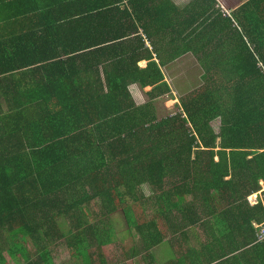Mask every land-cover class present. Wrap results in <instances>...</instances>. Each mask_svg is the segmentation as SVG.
<instances>
[{
    "label": "trees",
    "instance_id": "obj_1",
    "mask_svg": "<svg viewBox=\"0 0 264 264\" xmlns=\"http://www.w3.org/2000/svg\"><path fill=\"white\" fill-rule=\"evenodd\" d=\"M188 52L202 83L159 119ZM260 64L264 0H0V264L88 260L117 210L147 264H264Z\"/></svg>",
    "mask_w": 264,
    "mask_h": 264
},
{
    "label": "rangeland",
    "instance_id": "obj_2",
    "mask_svg": "<svg viewBox=\"0 0 264 264\" xmlns=\"http://www.w3.org/2000/svg\"><path fill=\"white\" fill-rule=\"evenodd\" d=\"M178 1H180V3L183 5L185 4L186 0ZM161 70H163L165 79L171 86L172 93L167 97L158 98L157 100H155L156 115L159 119L175 114L178 111L180 97L184 96V94L186 93H189L191 90L198 88L202 83L200 78L202 74V68L194 55L190 52L164 66L163 68H161ZM129 89L136 105H141L147 101L145 92L149 89V87L142 88L138 84H133L129 86ZM219 125V120L212 123V127L216 133L219 131ZM141 192L147 198H149L151 194L149 188L145 184L141 186ZM262 197H264V195ZM254 201L255 200L253 199V202ZM98 210V203H93L91 206L87 207V211L90 213L91 222L98 221L97 218H95V216H97L98 214ZM153 211V208L151 210L149 209L147 212V216L152 215ZM109 220H111V226L114 229L113 240L115 242L113 245H111L110 248L112 251L116 250L117 252H120L121 249L126 250L129 246V243L131 242H134L135 248L139 249L137 236L132 228L127 229L121 211L117 210L115 213L109 216ZM59 225L61 230L63 232H66L67 227L65 226V223ZM160 227L164 230L165 235L168 236L169 232L167 228L165 226ZM130 239L132 241H130ZM57 243L58 247H56V250L59 249L61 252L60 253L57 250V253L62 254L63 257L67 256L68 251L64 244L61 241ZM164 250H166V247H164V245L155 248L154 253L157 256L158 260H163V254L165 253ZM139 252L142 251L139 250ZM165 262L163 263V261H161V263L163 264H165Z\"/></svg>",
    "mask_w": 264,
    "mask_h": 264
},
{
    "label": "crops",
    "instance_id": "obj_3",
    "mask_svg": "<svg viewBox=\"0 0 264 264\" xmlns=\"http://www.w3.org/2000/svg\"><path fill=\"white\" fill-rule=\"evenodd\" d=\"M189 1L190 0H186L185 4H183V5L178 0H173V3L180 8H183L184 6H186L189 3ZM146 45L150 48L148 42H146ZM145 64H146L145 61L139 62V65L141 67L144 66ZM114 242L115 241L113 240L111 244L106 245L103 248L104 250L101 252V254H98L99 252L97 251L96 256H93L92 258H89L88 260L86 258L85 259L79 258L77 260V259L73 258V256L70 255V252H68L67 256L63 257L62 254L57 253V250L59 252H60V250L59 249L56 250V248H55L54 249L55 255H53V261L56 264H147V262H150L149 258L146 257L145 253H143V252H138V254L136 256H134V254L132 253V247L135 248L134 242L129 243V246L127 245L128 248L126 250L121 249L120 252H117L116 250L112 251L110 249L111 245H113ZM56 244H58V243H56ZM138 245H139V242H138ZM56 247H58V245H56ZM130 248H131V250H130ZM155 248L156 247H154L151 250V252H152L151 254H153V256H155V258L158 260L157 256L154 253ZM94 250H95V248H94ZM110 250H111V252H110ZM67 251H68V249H67ZM164 252H165V250H164ZM32 258H36V257H32ZM7 260H8L7 264H19V263L24 264L25 263L23 260L22 261L18 260L17 261L18 263H14L11 260V258H9V257H7Z\"/></svg>",
    "mask_w": 264,
    "mask_h": 264
},
{
    "label": "built area",
    "instance_id": "obj_4",
    "mask_svg": "<svg viewBox=\"0 0 264 264\" xmlns=\"http://www.w3.org/2000/svg\"><path fill=\"white\" fill-rule=\"evenodd\" d=\"M260 66H262L263 70H264V66L262 64H260ZM254 227L257 228V238H258V240L264 238V223H262V224H254Z\"/></svg>",
    "mask_w": 264,
    "mask_h": 264
}]
</instances>
